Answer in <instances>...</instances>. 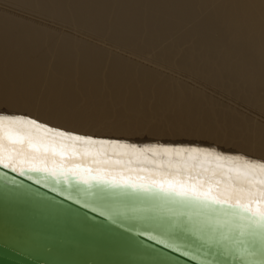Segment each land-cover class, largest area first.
Wrapping results in <instances>:
<instances>
[{
  "label": "bare ground",
  "instance_id": "obj_1",
  "mask_svg": "<svg viewBox=\"0 0 264 264\" xmlns=\"http://www.w3.org/2000/svg\"><path fill=\"white\" fill-rule=\"evenodd\" d=\"M13 1L27 12L1 2L0 113L138 148L246 157L249 139L250 159L264 161V0ZM65 23L151 52L188 78L106 51ZM189 77L244 101L261 121L250 128L243 107Z\"/></svg>",
  "mask_w": 264,
  "mask_h": 264
},
{
  "label": "snow or ice",
  "instance_id": "obj_2",
  "mask_svg": "<svg viewBox=\"0 0 264 264\" xmlns=\"http://www.w3.org/2000/svg\"><path fill=\"white\" fill-rule=\"evenodd\" d=\"M0 167L65 185L71 178L87 188L148 194L168 202L172 220L182 219L209 246L240 243L254 256L264 245V161L214 148H138L0 113Z\"/></svg>",
  "mask_w": 264,
  "mask_h": 264
},
{
  "label": "water",
  "instance_id": "obj_3",
  "mask_svg": "<svg viewBox=\"0 0 264 264\" xmlns=\"http://www.w3.org/2000/svg\"><path fill=\"white\" fill-rule=\"evenodd\" d=\"M169 207L148 194L0 167V264H264V245L254 256L240 243L209 246Z\"/></svg>",
  "mask_w": 264,
  "mask_h": 264
},
{
  "label": "rangeland",
  "instance_id": "obj_4",
  "mask_svg": "<svg viewBox=\"0 0 264 264\" xmlns=\"http://www.w3.org/2000/svg\"><path fill=\"white\" fill-rule=\"evenodd\" d=\"M3 1L5 3L7 2V0H3ZM1 2H2V0H0V6L3 3L2 4L3 7H5L4 5H6L7 7H5V8H9V10L12 8L14 10L16 7V4H18V3H15L13 0H12V2L15 6L13 4H11V6H10V4H8V3H12L10 0H8V2L6 4L4 2H2V3ZM18 6L19 5H17L15 12H18V13L22 12L20 14H23V12H25V13L27 12V10L22 9L21 7L18 8ZM40 18H43V17H40ZM61 24H64V23H61ZM65 24L67 26H69L68 28L69 29L71 28L73 32H76L77 34H79L81 36L87 37V38L95 41L104 50L112 52V53H117L118 55L123 56L126 59L141 63L144 66L153 67L155 70H157L158 73H160L163 76L180 77V78H186L187 77L186 71L176 69L173 64L161 60L160 58H158L157 56H155L151 52L146 53V52L139 51L135 48H126L118 40L108 38L104 35H100L98 33H95L94 31L93 32L89 31L85 27H75V26H72V25L67 24V23H65ZM71 29H70V31H71ZM103 63H106V60L104 58H103ZM188 82H191L192 87L194 89L207 92L208 95L211 98H213L214 100L221 97L225 103L232 104L234 106L243 107L244 111H245L244 115L248 119V124H249L250 128H252L253 122L261 121V118H259L256 114H254L257 111L255 109H253L251 106H249L247 103H245L244 101L242 102L239 99L235 101V100L229 99L228 97L222 96L225 93L224 91H222L216 87L209 86L201 78L189 77V80L186 81V83H188ZM247 146L248 147H247V151L245 152V156L250 159L251 153H250V141H249V139H247Z\"/></svg>",
  "mask_w": 264,
  "mask_h": 264
}]
</instances>
